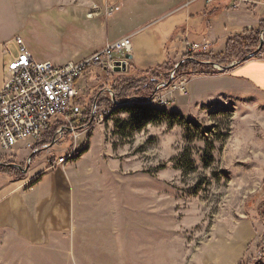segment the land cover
Listing matches in <instances>:
<instances>
[{"label": "rangeland", "instance_id": "1", "mask_svg": "<svg viewBox=\"0 0 264 264\" xmlns=\"http://www.w3.org/2000/svg\"><path fill=\"white\" fill-rule=\"evenodd\" d=\"M102 2L0 0V28L23 38L39 61L78 63L98 52L106 39L131 31L118 18L109 25L103 17L88 19L93 5ZM225 2L247 26L264 19V0ZM166 19L132 35L139 68L178 65L183 59L182 49H177L182 47V28ZM216 49L215 55L225 51ZM213 67L220 75L229 70ZM220 75L183 77L190 96L176 95L168 109L145 105L104 115L95 99L113 98L111 84L125 75L96 65L88 68L78 80L79 97L73 102L74 108L75 102L82 105L76 111L86 119L73 123L78 139L68 130L63 138L57 132V142L36 155L30 140L19 145L31 150L22 164L25 169L48 163L52 167L48 157L59 160L74 153L62 167L72 178L70 227L61 244L41 252L9 253L0 246V264H264V120L241 118L249 112L227 106L222 110L194 102L207 89L214 92L215 84H190L192 78ZM91 111L96 119L87 124L83 113ZM10 151L0 146V152ZM1 166L22 171L24 177L17 182L28 173ZM54 174L59 179L60 172Z\"/></svg>", "mask_w": 264, "mask_h": 264}, {"label": "crops", "instance_id": "2", "mask_svg": "<svg viewBox=\"0 0 264 264\" xmlns=\"http://www.w3.org/2000/svg\"><path fill=\"white\" fill-rule=\"evenodd\" d=\"M120 5L119 12L105 22L109 25L118 18L126 23L131 31L118 39H106L100 50L122 38L132 37L152 22L167 18L166 21L171 20L172 26L182 28V36H178L179 41L183 39L182 43H179L182 47L177 48L182 49V57L188 54L187 49L185 50L187 43L207 44L208 42L213 48L209 52L214 54L215 48H217L216 52L224 51L231 38L264 21V19L258 20L251 26L241 23L235 12L231 11L230 6L227 7L229 2L225 0H216L212 5L206 0H120ZM17 37L20 36L8 34L0 28V92L4 85L6 63L11 60V57L6 56L5 47L10 46L12 52L16 54L17 48L13 43ZM134 52L133 47L130 55L132 60L128 65L136 71L148 70L136 65ZM202 80H206V83H214L215 85L212 86L214 92H209L207 89L203 96L199 95L198 100L194 101L197 105L204 106V103L208 102L211 106L222 110H225L227 106L239 112H249L248 115L241 114V118L263 116L264 120V59L248 61L224 75L192 78L190 84ZM21 143L24 142L17 145L14 153L0 152V165L13 164L24 168L23 161H27L32 154H30L31 150H21L19 146ZM27 143L31 146L30 148L37 145L33 141ZM47 152L51 154V150ZM39 153L40 150L34 151L35 155ZM35 155L33 164L36 162ZM50 159L51 164L56 161L54 156L47 158V160ZM55 171L60 172V176H57L59 179H56ZM0 177L2 178L0 181L1 248H7L6 252L9 253L14 249L41 252L61 244L72 220L73 187L70 174L62 167L52 168L48 163L31 167L25 179L20 182L13 181L6 175Z\"/></svg>", "mask_w": 264, "mask_h": 264}, {"label": "built area", "instance_id": "3", "mask_svg": "<svg viewBox=\"0 0 264 264\" xmlns=\"http://www.w3.org/2000/svg\"><path fill=\"white\" fill-rule=\"evenodd\" d=\"M206 1L213 4L215 0ZM120 8V0H103L102 6L93 5L87 18L103 17L108 20ZM13 44L17 48L16 54L10 46L5 47L6 56L11 60L6 63L4 85L0 92V146L5 151L12 150L25 140L39 143L52 125H63L58 130L60 138L68 130L78 139L74 121L86 123L73 106L79 97L78 80L94 65L111 71L119 68L122 72V64L127 63V56L133 52L131 37H125L81 62L57 66L37 61L22 38H15ZM186 49L188 54L196 55L208 53L210 45L187 44ZM171 78L168 83L163 82L156 88L154 96L145 105L168 109L175 105L176 95L182 98L189 96V82L185 78H176L175 73H171ZM54 141L57 142L56 139ZM73 154L70 152L65 158L54 161L52 168L64 167Z\"/></svg>", "mask_w": 264, "mask_h": 264}, {"label": "trees", "instance_id": "4", "mask_svg": "<svg viewBox=\"0 0 264 264\" xmlns=\"http://www.w3.org/2000/svg\"><path fill=\"white\" fill-rule=\"evenodd\" d=\"M262 41H264V21L259 22L256 27L248 29L242 34H238L231 38L226 44L225 51L220 55H215L211 52L196 55L186 54L183 56L181 61L182 64L178 68H176L177 65L171 66L169 65L171 63H167L157 69H148L143 72L136 71L135 68L129 65L127 72L125 73V79L113 82L109 91L113 94V97H115L118 103L124 104L125 102L130 101V105L117 108L113 103V98H110V95H107L106 97L102 95L95 99L96 109L105 115L112 113L114 110L129 108L138 109L139 107L145 106V102L154 96L156 88L163 82H169L171 73L174 71L176 78L220 75V71L216 70L213 65L225 67L234 62L238 63L233 68L222 72V74L228 73L237 66L264 55L263 46L258 56L250 57L259 48ZM246 58L248 59L245 61ZM208 63L211 65H207ZM132 70L133 74L136 75H132ZM135 99H138L141 102L138 103ZM80 107H82V105H79V102L77 104L75 102V109L81 110L82 108ZM83 115L87 116V124H90L93 119L92 111L89 112V114L83 113ZM95 119L96 117L94 120ZM61 127H63L62 124L50 127L44 134L41 140L42 142L37 143L34 151L42 150L46 148V146L51 145L55 135ZM33 160L34 157L32 158V161ZM16 172L18 175H16ZM5 175L11 177L13 180H21L24 177L22 171L8 169L0 165V176Z\"/></svg>", "mask_w": 264, "mask_h": 264}, {"label": "water", "instance_id": "5", "mask_svg": "<svg viewBox=\"0 0 264 264\" xmlns=\"http://www.w3.org/2000/svg\"><path fill=\"white\" fill-rule=\"evenodd\" d=\"M263 46H264V41L261 42L259 48H258V49H257V50H256V51H255L250 57L258 56L259 53H260V51L262 50ZM247 59H248V58H246L245 61H246ZM126 60H127V62H128V61H131V60H132V56H127ZM188 60H189V59H188ZM192 61H193V60H192ZM181 64H182V62H180V63L176 66V68H178ZM237 64H238V63H233V64L230 65L229 67H222V68H220V70H221V71H224L225 69H231V68H233L234 66H236ZM119 65H120V64H117V66H119ZM217 68H218V67H217ZM218 69H219V68H218ZM115 72H116V73H120L119 68H117V69L115 70ZM122 72H123V73H126V72H127V63H126V62L122 64ZM174 73H175V71L172 72L173 75H174ZM170 80H172V78H171ZM149 100H150V99H149ZM135 101L138 102V103L141 102V101L138 100V99H135ZM147 101H148V100H147ZM147 101H146V102H147ZM113 103H114V105H116V107H121V106H127V105H130V101H127V102H125L124 104H120V103H118V102L116 101V99H115L114 97H113ZM32 157H33V156H32ZM9 167H13V168L21 169V167H20V166H17V165H9ZM28 170H29V166L26 167V169L24 170V172H28Z\"/></svg>", "mask_w": 264, "mask_h": 264}]
</instances>
